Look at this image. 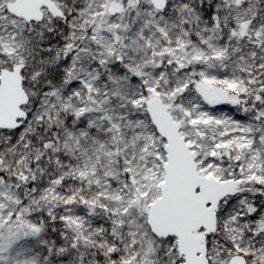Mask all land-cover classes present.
<instances>
[{"label": "snow or ice", "instance_id": "1", "mask_svg": "<svg viewBox=\"0 0 264 264\" xmlns=\"http://www.w3.org/2000/svg\"><path fill=\"white\" fill-rule=\"evenodd\" d=\"M0 264H264V0H0Z\"/></svg>", "mask_w": 264, "mask_h": 264}]
</instances>
